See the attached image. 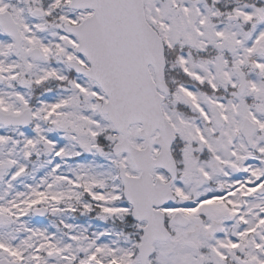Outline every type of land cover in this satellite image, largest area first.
<instances>
[{
  "label": "snow or ice",
  "instance_id": "obj_1",
  "mask_svg": "<svg viewBox=\"0 0 264 264\" xmlns=\"http://www.w3.org/2000/svg\"><path fill=\"white\" fill-rule=\"evenodd\" d=\"M0 264H264V0H0Z\"/></svg>",
  "mask_w": 264,
  "mask_h": 264
}]
</instances>
